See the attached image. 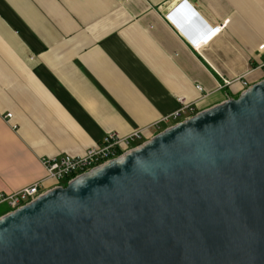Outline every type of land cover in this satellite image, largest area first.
Wrapping results in <instances>:
<instances>
[{"label": "crops", "instance_id": "obj_1", "mask_svg": "<svg viewBox=\"0 0 264 264\" xmlns=\"http://www.w3.org/2000/svg\"><path fill=\"white\" fill-rule=\"evenodd\" d=\"M174 1L0 0V193L40 180L42 157L82 155L109 132L151 138L179 96L198 112L237 97L236 78L264 77V0H178L164 15Z\"/></svg>", "mask_w": 264, "mask_h": 264}, {"label": "water", "instance_id": "obj_2", "mask_svg": "<svg viewBox=\"0 0 264 264\" xmlns=\"http://www.w3.org/2000/svg\"><path fill=\"white\" fill-rule=\"evenodd\" d=\"M0 264H264V77L1 215Z\"/></svg>", "mask_w": 264, "mask_h": 264}, {"label": "built area", "instance_id": "obj_3", "mask_svg": "<svg viewBox=\"0 0 264 264\" xmlns=\"http://www.w3.org/2000/svg\"><path fill=\"white\" fill-rule=\"evenodd\" d=\"M221 30L222 25H213L206 38L202 39V41L199 40L198 44L201 46L203 44H208L220 33ZM207 39H209L208 42ZM257 50L263 56V62H261L256 68H260L264 71V43L259 44ZM236 80H240L243 90L250 85L244 78V75L236 78ZM224 82L229 84L231 81ZM196 88L200 91L203 89L198 84L196 85ZM178 102L179 107L176 110L153 124L155 128L159 129V124L162 122H171L175 124L196 113L194 102L188 101L184 96H179ZM11 116L12 114L8 112L5 114L4 118L9 120ZM12 127L16 128V125H12ZM146 129L147 127L135 129L133 132L125 136H121L115 132H109L100 143L88 148L82 155H71L66 153L42 157L41 164L45 170L44 176L40 180L17 191L11 193H0V204H4L8 208L9 212L33 201L41 194L49 190L48 188H45L44 185L46 180L53 181L55 183L53 187L64 186L75 176L117 157L130 148H133L145 141L144 135Z\"/></svg>", "mask_w": 264, "mask_h": 264}, {"label": "clouds", "instance_id": "obj_4", "mask_svg": "<svg viewBox=\"0 0 264 264\" xmlns=\"http://www.w3.org/2000/svg\"><path fill=\"white\" fill-rule=\"evenodd\" d=\"M209 31H210V29H209ZM209 31L200 38L201 41H202V39L206 38V36L208 35Z\"/></svg>", "mask_w": 264, "mask_h": 264}, {"label": "bare ground", "instance_id": "obj_5", "mask_svg": "<svg viewBox=\"0 0 264 264\" xmlns=\"http://www.w3.org/2000/svg\"><path fill=\"white\" fill-rule=\"evenodd\" d=\"M209 41V39H207V42Z\"/></svg>", "mask_w": 264, "mask_h": 264}, {"label": "rangeland", "instance_id": "obj_6", "mask_svg": "<svg viewBox=\"0 0 264 264\" xmlns=\"http://www.w3.org/2000/svg\"><path fill=\"white\" fill-rule=\"evenodd\" d=\"M207 32H208V31H207ZM207 32H206V33H207ZM206 33H205V34H206Z\"/></svg>", "mask_w": 264, "mask_h": 264}]
</instances>
